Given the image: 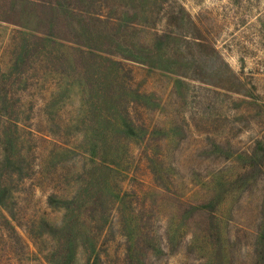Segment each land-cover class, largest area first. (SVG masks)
Returning a JSON list of instances; mask_svg holds the SVG:
<instances>
[{
  "label": "rangeland",
  "instance_id": "1",
  "mask_svg": "<svg viewBox=\"0 0 264 264\" xmlns=\"http://www.w3.org/2000/svg\"><path fill=\"white\" fill-rule=\"evenodd\" d=\"M0 264H264V0H0Z\"/></svg>",
  "mask_w": 264,
  "mask_h": 264
},
{
  "label": "trees",
  "instance_id": "2",
  "mask_svg": "<svg viewBox=\"0 0 264 264\" xmlns=\"http://www.w3.org/2000/svg\"><path fill=\"white\" fill-rule=\"evenodd\" d=\"M38 5V9H40V7H42V5L39 3V4H37Z\"/></svg>",
  "mask_w": 264,
  "mask_h": 264
}]
</instances>
